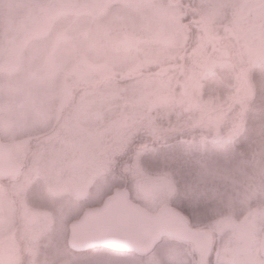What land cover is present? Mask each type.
Returning <instances> with one entry per match:
<instances>
[{"label": "rangeland", "instance_id": "1", "mask_svg": "<svg viewBox=\"0 0 264 264\" xmlns=\"http://www.w3.org/2000/svg\"><path fill=\"white\" fill-rule=\"evenodd\" d=\"M0 9L8 13L0 17V132L22 167L0 179V264L87 258L93 251L74 255L66 248L67 223L115 186L149 211L185 200L191 224H206L213 235L226 223L222 215L254 217L253 228L264 224V136L257 150L237 158L229 135L205 137L224 124V105L245 104L250 67L264 59V0H0ZM56 75L53 128L33 151L36 138L19 140L16 130L42 117L38 89L45 76ZM172 84L183 91L177 103ZM217 92L225 102L214 98ZM152 100L160 107L146 118L156 126L161 119L165 127L182 126L188 115L196 122L206 114L194 166L170 170L161 156L146 166L141 150L120 164L107 154L112 128L139 120ZM132 138L125 132L112 146ZM208 141L214 151H205ZM142 181L154 184L150 194H139ZM209 204L216 206L210 220ZM191 252L188 244L161 241L145 255L119 254L143 264H192Z\"/></svg>", "mask_w": 264, "mask_h": 264}, {"label": "trees", "instance_id": "2", "mask_svg": "<svg viewBox=\"0 0 264 264\" xmlns=\"http://www.w3.org/2000/svg\"><path fill=\"white\" fill-rule=\"evenodd\" d=\"M110 5L115 4L112 3ZM257 62L256 64L251 65L249 70L248 80L251 82V88L245 95L246 101L244 106L237 107L236 105L228 102V104L224 105L221 110L224 111L226 115L224 124L214 127V129L209 132V136H205L207 132L204 135L207 138L218 136V134L219 136H222L224 134L229 135L227 146L230 151H233V155L235 158H237L236 154H240L241 152L243 153L247 148H249V150L251 148L257 150L261 145V136H264V112H261L259 110H257L254 117L252 134L251 136L247 135L249 126V113L252 110V103L255 101L261 86H264V59ZM141 74L143 73L139 72L138 76H140ZM239 79L242 81L245 80L244 78ZM245 81H247V79ZM206 83L208 86L209 81ZM177 88L178 90L174 92L173 90H176ZM172 92L176 93V97H174L173 101L177 103L178 98L181 97L183 93L181 86L179 84H174L172 87ZM204 93L206 94L207 92L205 91ZM167 96L169 95L167 94ZM166 98V96H163L162 98L158 99L166 101ZM214 98L219 102L226 101L225 96H222V94L218 92L214 95ZM155 100L147 102L149 106L147 105L146 108L144 107L145 110L141 112L142 114L139 120H130L128 122H125L121 127L112 128L113 130L110 131V133L112 134L108 135L110 136L111 143H107V154L108 152L111 153L110 158H113L116 163L120 164L121 161H127L129 154H133L135 151L141 150L142 153L140 161L143 165L146 166H149L152 162L155 161H162L159 158L160 156L163 161L165 160V158L167 161H171L169 167L170 170L176 169L180 172L185 169L184 164H188L187 166L192 164L194 166L197 156H202V154L197 153V148L195 147V145L197 144L198 137L202 136L199 135V133L202 132V129H200V127L205 121L203 119L205 118L206 114L201 115V117H203L202 121L196 122L190 121L188 115L187 117H185L186 123H184L182 126L173 125V127H165L166 123L161 119L160 121L162 122V124H159V126L162 127L160 130L159 126L154 125L149 119L146 118V114H149V110L160 107L153 106ZM182 105L188 104L184 103ZM187 107L188 106H185L184 108ZM184 112L185 114H187V109H185ZM144 124H146V126H144ZM125 132H131L133 138L127 141L124 140L125 142L122 146H118V149H114L116 146H112V144L115 141H118L117 144L123 142ZM158 146L160 147L158 148ZM205 146V151H209L210 149L213 150L216 148V145L210 142ZM152 148H154V151H156L154 154L149 153V151H151L150 149ZM149 154L152 157L150 164L146 163V158L149 156ZM176 175L178 176V173H176ZM176 180L177 182H179V179ZM182 202L188 209V203L186 204L185 200H182ZM93 249L100 248L95 247L81 253L85 254L90 251L92 252L94 251Z\"/></svg>", "mask_w": 264, "mask_h": 264}, {"label": "water", "instance_id": "3", "mask_svg": "<svg viewBox=\"0 0 264 264\" xmlns=\"http://www.w3.org/2000/svg\"><path fill=\"white\" fill-rule=\"evenodd\" d=\"M20 172L21 167L15 161L11 148L0 138V178ZM153 188L149 181L138 186L142 194L151 192ZM184 219L180 212L166 204L150 212L132 201L127 189L115 187L99 205L85 207L67 224L66 246L73 252H83L100 244L117 251L134 250L145 254L161 236L178 237L183 232ZM259 248L264 254V231ZM195 250L200 252L198 247Z\"/></svg>", "mask_w": 264, "mask_h": 264}, {"label": "flooded vegetation", "instance_id": "4", "mask_svg": "<svg viewBox=\"0 0 264 264\" xmlns=\"http://www.w3.org/2000/svg\"><path fill=\"white\" fill-rule=\"evenodd\" d=\"M203 30L209 36L208 32ZM179 212L185 217L181 227L183 232L176 238L162 236L156 245L161 241L188 244L193 249L191 252L192 264H264V254L260 252L259 248L264 224L262 226L255 224L254 228L250 226L254 222V217L244 219L243 217L246 216L244 215L239 219H233L231 215H222L221 217H225L222 221L226 223L218 224L219 233L216 232L213 235L205 226L206 224L196 223L192 225L189 216L184 211ZM252 228L254 229L253 237H251ZM234 231L237 232L236 241L233 239ZM218 234H225V236L219 237ZM230 235H232V240ZM196 247L199 248L200 252L195 250ZM129 252L131 251L129 250Z\"/></svg>", "mask_w": 264, "mask_h": 264}, {"label": "clouds", "instance_id": "5", "mask_svg": "<svg viewBox=\"0 0 264 264\" xmlns=\"http://www.w3.org/2000/svg\"><path fill=\"white\" fill-rule=\"evenodd\" d=\"M8 13L0 9V17L7 15ZM59 75L56 76H45L39 86V93L42 96V103L40 105V111L43 114L40 119L31 121L27 124L21 125L17 131V138L24 140L28 136L35 137L36 140L31 145L33 151L39 149L44 144V138L50 135V129L53 128V119L56 114V104L59 99ZM257 110L264 112V86L258 91L255 101L252 103V110L249 113V126L248 136H251L253 131L254 117ZM146 163H151V155L146 158ZM216 207L214 204H209L207 210L209 215L206 219L210 220L214 218L211 215V209ZM16 211L19 213L21 209L17 207Z\"/></svg>", "mask_w": 264, "mask_h": 264}, {"label": "snow or ice", "instance_id": "6", "mask_svg": "<svg viewBox=\"0 0 264 264\" xmlns=\"http://www.w3.org/2000/svg\"><path fill=\"white\" fill-rule=\"evenodd\" d=\"M175 203L178 210L188 212V209L182 201H177ZM188 214L190 219L193 220V223H195V217H192L190 212H188ZM73 254L75 255V253ZM75 264H143V260L141 258L129 259L115 252L93 251L85 259L77 258Z\"/></svg>", "mask_w": 264, "mask_h": 264}]
</instances>
